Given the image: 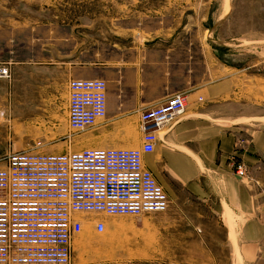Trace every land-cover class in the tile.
Here are the masks:
<instances>
[{"label":"crops","instance_id":"0c3cea01","mask_svg":"<svg viewBox=\"0 0 264 264\" xmlns=\"http://www.w3.org/2000/svg\"><path fill=\"white\" fill-rule=\"evenodd\" d=\"M44 32L43 21L0 16V69L9 72L0 77V157L53 150L67 131L73 79L107 85L106 116L91 128L90 144L102 146L95 148L140 147L141 112L186 96L184 113L158 131L143 158L168 209L139 218L84 215L71 264H264V189L253 174L264 162L263 104L236 97L238 70L220 66L201 34L151 32L113 57L77 62L45 47ZM237 163L246 168L242 179Z\"/></svg>","mask_w":264,"mask_h":264},{"label":"built area","instance_id":"2783aa9c","mask_svg":"<svg viewBox=\"0 0 264 264\" xmlns=\"http://www.w3.org/2000/svg\"><path fill=\"white\" fill-rule=\"evenodd\" d=\"M1 78H9L7 68ZM107 85L101 80H70L67 124L84 132L104 119ZM186 109L176 94L139 116V148H91L67 153L13 152L0 168V264H71V243L82 230L77 215L139 218L164 212L169 199L145 166L158 131ZM236 175L246 177L243 164ZM98 232L104 224L95 225ZM153 264V263H144Z\"/></svg>","mask_w":264,"mask_h":264},{"label":"rangeland","instance_id":"374dc122","mask_svg":"<svg viewBox=\"0 0 264 264\" xmlns=\"http://www.w3.org/2000/svg\"><path fill=\"white\" fill-rule=\"evenodd\" d=\"M0 16L43 21L45 47L57 48L61 56L70 53L69 59L77 62L113 57L120 49L151 39V32L161 36L201 34L205 50L216 52L220 66L238 70L236 97L261 102L259 111L264 112V0H0ZM66 125L67 131L53 150L35 152L102 147L90 144L93 128L74 132ZM127 128L135 133L136 127ZM4 157H0V168ZM253 174L263 181L264 189V162ZM84 232L83 227L77 237Z\"/></svg>","mask_w":264,"mask_h":264},{"label":"trees","instance_id":"16d2710c","mask_svg":"<svg viewBox=\"0 0 264 264\" xmlns=\"http://www.w3.org/2000/svg\"><path fill=\"white\" fill-rule=\"evenodd\" d=\"M218 54V53H217Z\"/></svg>","mask_w":264,"mask_h":264}]
</instances>
